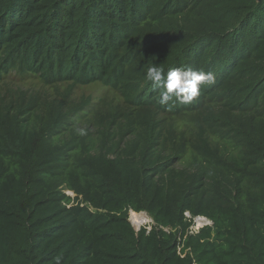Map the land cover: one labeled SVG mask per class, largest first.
I'll list each match as a JSON object with an SVG mask.
<instances>
[{"label": "trees", "instance_id": "obj_1", "mask_svg": "<svg viewBox=\"0 0 264 264\" xmlns=\"http://www.w3.org/2000/svg\"><path fill=\"white\" fill-rule=\"evenodd\" d=\"M152 66L216 79L190 104H161ZM12 68L100 82L136 109L182 114L215 97L233 147L202 139L191 173L166 169L148 132L122 152L70 155L54 137L73 109L48 106L32 125L31 106H0V264H264V0H0V73ZM130 211L152 227L136 230ZM197 217L210 223L196 231Z\"/></svg>", "mask_w": 264, "mask_h": 264}, {"label": "rangeland", "instance_id": "obj_2", "mask_svg": "<svg viewBox=\"0 0 264 264\" xmlns=\"http://www.w3.org/2000/svg\"><path fill=\"white\" fill-rule=\"evenodd\" d=\"M58 104L65 110H74L54 137L56 143L73 145L70 155L79 153L85 146L98 154L104 144L122 152L135 141L142 143V137L148 132L159 135L153 148L155 155H160L161 161L172 158L166 169L191 173L205 164L204 152L198 148L203 144L202 139L222 154L233 147L227 134L228 108L215 97L206 98L196 109L172 114L130 107L118 90L100 82L75 85L72 81H64L50 85L38 74L22 73L16 68L0 73V106L11 105L14 110L31 106L24 116L32 125L46 113L48 106ZM231 113L237 115L235 111ZM80 130L86 134L79 135ZM67 193L75 195L72 191ZM143 214L142 222L133 224L136 230L142 226L150 229L154 223L147 212ZM129 217L131 219V212ZM196 219L193 227L196 231L208 222L205 217Z\"/></svg>", "mask_w": 264, "mask_h": 264}, {"label": "clouds", "instance_id": "obj_3", "mask_svg": "<svg viewBox=\"0 0 264 264\" xmlns=\"http://www.w3.org/2000/svg\"><path fill=\"white\" fill-rule=\"evenodd\" d=\"M145 78L152 83L154 88L163 90L160 98L161 104H167L170 101L190 104L201 94L202 86L212 85L216 79L213 72L177 67L169 69L165 74L164 70L157 66L149 67ZM85 134L84 130L79 131V135Z\"/></svg>", "mask_w": 264, "mask_h": 264}, {"label": "bare ground", "instance_id": "obj_4", "mask_svg": "<svg viewBox=\"0 0 264 264\" xmlns=\"http://www.w3.org/2000/svg\"><path fill=\"white\" fill-rule=\"evenodd\" d=\"M131 212V220L134 225H139L142 222V215L143 212H135V211H130ZM202 217H200L201 219ZM145 221V220H144Z\"/></svg>", "mask_w": 264, "mask_h": 264}, {"label": "built area", "instance_id": "obj_5", "mask_svg": "<svg viewBox=\"0 0 264 264\" xmlns=\"http://www.w3.org/2000/svg\"><path fill=\"white\" fill-rule=\"evenodd\" d=\"M195 222H197V221H195ZM207 223H210V221L206 222V224H207ZM202 226H203V225H202ZM199 228H200V227H199Z\"/></svg>", "mask_w": 264, "mask_h": 264}]
</instances>
